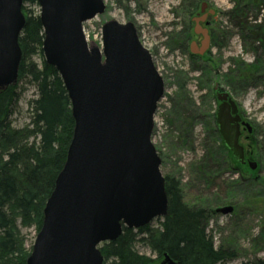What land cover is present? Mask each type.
<instances>
[{
  "label": "water",
  "instance_id": "1",
  "mask_svg": "<svg viewBox=\"0 0 264 264\" xmlns=\"http://www.w3.org/2000/svg\"><path fill=\"white\" fill-rule=\"evenodd\" d=\"M43 57L58 71L74 127L66 159L45 201L26 264H103L99 245L122 226L139 228L167 210L161 158L151 140L163 79L133 22L105 21L101 44L89 45L83 22L105 10L103 0H36ZM23 0H0V89L17 80ZM196 22L195 31L199 32ZM202 54L208 37L202 31ZM214 119L224 145L244 163L238 105L217 92ZM251 131L248 122H242ZM250 169L256 161H248ZM232 206L216 212L230 213ZM155 264H177L167 253Z\"/></svg>",
  "mask_w": 264,
  "mask_h": 264
},
{
  "label": "trees",
  "instance_id": "2",
  "mask_svg": "<svg viewBox=\"0 0 264 264\" xmlns=\"http://www.w3.org/2000/svg\"><path fill=\"white\" fill-rule=\"evenodd\" d=\"M36 8V0H23L25 22L18 37L21 60L17 80L0 89V264H26L31 248L27 251L23 247L24 240L16 221L19 219L22 226H34L35 232L39 231L45 201L66 159L74 127L71 103L63 81L56 68L47 64L43 57L44 34ZM172 40L177 41L175 34ZM169 47L173 48L172 44ZM191 69L195 70L194 67ZM199 70L198 81L203 82L200 85L204 89L210 78L216 75L207 65ZM236 70L239 72L233 74L234 78H238L236 81L242 86L249 82L260 83L264 76L255 64ZM176 84L175 100H187L185 83L176 80ZM29 86L34 90L26 105L29 121L15 128L9 119ZM207 100L217 104L211 92L202 95V102ZM214 113L206 126L210 140H207L203 155L196 163L197 175L209 183L215 173L213 165L220 158L230 173L245 179L255 178L259 163L252 170L233 157L217 131ZM251 125L252 132L247 141L244 140V154L248 159L256 160L264 150V141L259 140L261 129L253 122ZM164 188L167 210L164 216L156 218L158 225L122 226L121 234L115 240L99 245L103 264L108 261L111 264H155L164 253L177 264H224L237 256L233 247L214 246L213 237L207 231L214 211L185 203L180 181L172 175L164 174ZM136 243L148 247L156 258L150 259L138 253L134 249ZM242 264H264V258Z\"/></svg>",
  "mask_w": 264,
  "mask_h": 264
},
{
  "label": "rangeland",
  "instance_id": "3",
  "mask_svg": "<svg viewBox=\"0 0 264 264\" xmlns=\"http://www.w3.org/2000/svg\"><path fill=\"white\" fill-rule=\"evenodd\" d=\"M103 1L104 12L82 24L87 43L100 44L101 25L105 21H131L136 26L140 42L150 54L152 53L153 63L163 79V94L157 102L151 134L152 143L161 158V173L179 179L183 200L188 205H197L212 211L222 206L233 207L227 214L214 212L207 226L215 247L229 246L237 252L233 260L224 264H242L255 258H264V150L256 159L259 167L253 179L230 173L220 158H217V164L213 165L215 173L209 183L196 173V163L203 155L207 140H210L206 126L210 124L211 114L217 105L213 100L209 101L211 98L203 103L202 95L210 92L214 94L212 88L215 84L231 94L247 120L261 129L259 140L264 141V76L260 83L249 82L242 86L233 75L239 72L237 68L251 64L257 65L259 73L264 75V46L258 49L255 43L256 46L252 47L257 51L248 49L249 42L246 41L242 50L236 47L231 52L211 51L219 62V68L214 72L216 76L210 78L203 89L200 85V82H203L198 81L201 71L197 66L207 62L206 56L191 63L195 68L193 70L183 52L169 48V45L173 44L174 32L186 23V15L182 14L180 20L178 18V6L185 0ZM213 1L218 7L225 5V0ZM36 9L39 10V7ZM34 60L39 62L36 57ZM224 73L228 75L222 77ZM176 80L185 83L187 100H175ZM33 95L34 90L29 86L20 98L15 112L10 116L13 127L19 128L28 123L29 113L26 105ZM241 144L244 146L243 140ZM150 224L156 227L158 220L155 218ZM16 225L24 240L23 247L29 251L36 236L35 227L22 226L19 219ZM134 249L150 259L156 258L145 245L136 243ZM106 264L111 263L108 261Z\"/></svg>",
  "mask_w": 264,
  "mask_h": 264
},
{
  "label": "flooded vegetation",
  "instance_id": "4",
  "mask_svg": "<svg viewBox=\"0 0 264 264\" xmlns=\"http://www.w3.org/2000/svg\"><path fill=\"white\" fill-rule=\"evenodd\" d=\"M224 4V6L218 7L213 0H185L178 6L179 20L182 14L186 15L187 19L185 20V25H180L179 29L174 32L177 36V41L173 42V48H169H175L183 52L189 59L190 68L193 67L191 63H195L199 59H204V56H206L207 62L204 60L205 63L200 64L197 68L199 70L203 65H207L210 72L214 73L218 71L219 62L215 55L211 54V51L214 50V52H217L222 50L231 52L236 47L242 50V46L246 41V43L249 42L247 44L248 49L256 50V48L259 47L258 49H260L262 45L264 46V0H225ZM195 18H198L197 24L199 26V32L195 31ZM202 31L208 37V47L202 54H198L197 52L193 53L190 50V44L193 42L197 47L196 49H199L200 42L203 38ZM255 43L258 46L253 48L252 46ZM227 75L228 73H224L222 77ZM213 92L214 96L217 92H227L234 99L228 91H225L217 84L213 86ZM237 105L241 119L239 125V142L241 143L242 140L247 141L248 135L252 132V125L241 111L239 104ZM242 122H248L250 124V132ZM244 159L245 162L243 164L248 166V161H256L248 159L245 157V154Z\"/></svg>",
  "mask_w": 264,
  "mask_h": 264
},
{
  "label": "bare ground",
  "instance_id": "5",
  "mask_svg": "<svg viewBox=\"0 0 264 264\" xmlns=\"http://www.w3.org/2000/svg\"><path fill=\"white\" fill-rule=\"evenodd\" d=\"M173 109H175V107L173 106ZM174 111V110H173Z\"/></svg>",
  "mask_w": 264,
  "mask_h": 264
}]
</instances>
